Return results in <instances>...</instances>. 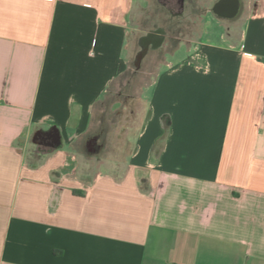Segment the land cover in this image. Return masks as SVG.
Returning a JSON list of instances; mask_svg holds the SVG:
<instances>
[{
  "label": "crops",
  "instance_id": "crops-1",
  "mask_svg": "<svg viewBox=\"0 0 264 264\" xmlns=\"http://www.w3.org/2000/svg\"><path fill=\"white\" fill-rule=\"evenodd\" d=\"M215 1L182 37L156 0H0V264H264V0Z\"/></svg>",
  "mask_w": 264,
  "mask_h": 264
},
{
  "label": "rangeland",
  "instance_id": "rangeland-1",
  "mask_svg": "<svg viewBox=\"0 0 264 264\" xmlns=\"http://www.w3.org/2000/svg\"><path fill=\"white\" fill-rule=\"evenodd\" d=\"M156 2H157V0H156ZM206 2L208 3L209 1H206ZM156 4H157L156 7L158 8L157 17H158L159 22H161V23L165 22L168 24L166 26L167 27V29H166L167 34H169V33H173L175 35L179 34V35H182V37H184V36L189 37L190 35H192V32H190L188 29L184 30L183 28L186 27L187 22L190 23L193 21V19L195 18L194 15L184 16L182 18L172 17L171 15H169V13H167V11L163 10L160 6H158V3H156ZM201 6L204 7V2L201 4ZM148 60L150 62L153 59H148ZM141 82H142L141 80H138V81L134 80L135 86L133 88H135V89L140 88ZM143 106L144 105L142 102L141 103H135L131 107L133 109V113L131 112V110L130 111L128 110L127 112L122 113V115L111 112V113H106L103 116V118H105V121H107V126L109 125V123L117 124V122H119L121 120L128 123V121H130L131 118L135 117L136 113L139 115L143 114ZM108 121H110V122H108ZM113 134H114V128H111L110 126L107 127L106 134H105L106 137H105V139L104 138L102 139L104 141V144L101 146L99 145L98 148L96 147V149H94L95 150L94 155H98V156L103 155L106 158H112L113 157V151H114V146H113V142H112ZM104 151H105V154L103 153ZM91 162H95V160L92 158Z\"/></svg>",
  "mask_w": 264,
  "mask_h": 264
},
{
  "label": "flooded vegetation",
  "instance_id": "flooded-vegetation-1",
  "mask_svg": "<svg viewBox=\"0 0 264 264\" xmlns=\"http://www.w3.org/2000/svg\"><path fill=\"white\" fill-rule=\"evenodd\" d=\"M158 6L163 10L167 11L169 15L176 18L184 17L187 0H157ZM238 7L237 0H216L211 4V13H216L222 16L223 20L232 19L236 17L237 14L234 12V8ZM168 24L165 22H159L157 30L160 32L167 29ZM37 139L40 143V147H47L53 144V134L43 133L37 136ZM97 137H91L89 139L90 146L96 145ZM98 148V145H97Z\"/></svg>",
  "mask_w": 264,
  "mask_h": 264
},
{
  "label": "water",
  "instance_id": "water-1",
  "mask_svg": "<svg viewBox=\"0 0 264 264\" xmlns=\"http://www.w3.org/2000/svg\"><path fill=\"white\" fill-rule=\"evenodd\" d=\"M235 12H236V9H234V12L233 13L235 14ZM56 146H58V145H56ZM91 151L94 152L95 151L94 148H92Z\"/></svg>",
  "mask_w": 264,
  "mask_h": 264
}]
</instances>
